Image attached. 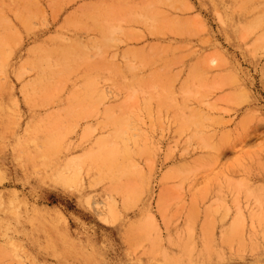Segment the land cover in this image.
<instances>
[{
  "label": "rangeland",
  "instance_id": "rangeland-1",
  "mask_svg": "<svg viewBox=\"0 0 264 264\" xmlns=\"http://www.w3.org/2000/svg\"><path fill=\"white\" fill-rule=\"evenodd\" d=\"M97 1L126 28L90 61L137 67L125 88L100 80L97 106L28 104L17 76L93 0H33L31 31L0 56V264H264V0ZM31 128L50 136L21 147ZM123 147L132 177L93 183L96 157Z\"/></svg>",
  "mask_w": 264,
  "mask_h": 264
},
{
  "label": "bare ground",
  "instance_id": "bare-ground-1",
  "mask_svg": "<svg viewBox=\"0 0 264 264\" xmlns=\"http://www.w3.org/2000/svg\"><path fill=\"white\" fill-rule=\"evenodd\" d=\"M168 4L170 5V3ZM109 9H110V14L108 13L105 7H102V8L99 7V3L97 0H93V2L89 4L87 8L84 9L81 13H77L74 16L67 18V20L64 22L62 26V30L66 29L65 31L67 32L65 33L71 34L70 38L67 39V42H65L66 40L64 41V39L67 38V34L60 33L59 35L54 36L55 38L52 40L53 43L41 44L33 48V50L29 52L30 53L29 57L25 60L23 65L20 66V68L18 69V73H17L18 78L23 82V90L25 93V99L28 104H30L32 101L34 102L39 101L38 103L40 104L53 103L55 99L53 95H56L57 96L56 100L58 102L63 101V100H69L70 103H77V102L80 103L82 101V103L83 102L88 103L86 107L89 105L97 106L99 101L104 100L101 97L104 92L103 91L104 86L103 88L100 86V83H99L100 80L105 81L106 83H108L107 85H111L114 88H117L118 86H120L119 84L122 85V88H125L128 85L136 83V80H137L136 77L131 75L133 73V70L135 68L137 69L136 66L134 67V65H132L133 63L132 64L129 63V65H132V67L134 68H131V66H129L127 63V65L131 69H133V70H129L124 62H121L118 67V66H115L116 64L114 65V62L112 63L103 62L102 60H98V59H97L98 61H93V62L90 61L91 57H96L99 55H101L100 57H102L99 59L105 58L104 56L105 55L108 56V54L111 53L113 49L111 42L116 43L115 41H118L119 43L122 40V39L121 40L117 39L116 37L115 39L114 35L117 36V34H121L125 26L121 22H118L116 20L113 10L111 8ZM6 13L8 14V16H6ZM129 15L130 14H128L127 16L128 19H129ZM136 15L137 13L134 16ZM37 16H38V13L35 9V4H33V0H27V2L23 4V6H15V5L10 4L8 7V12H5L2 9H0V56H2L4 59L8 57L11 44L15 40L18 39V31H17L18 27L19 26L22 27L24 31L29 33L31 31V29L29 28L31 25V20L33 17L35 18ZM138 17H141V16L138 15ZM146 18L144 19L146 20ZM148 18L151 19L153 18V16H150ZM134 19L136 20V17ZM144 22H147V20ZM144 22H141V23L143 24ZM99 26L101 28H99ZM150 27L153 28L152 26ZM96 29L100 31L99 36L91 33V31L96 30ZM83 30L87 32L88 38L86 40L81 39L80 32ZM122 35H123V32H122ZM116 50L117 49H115V51ZM144 53H145V49H144ZM130 54H131L130 56H132L133 54H134L133 56L138 55L137 52H130ZM116 55L117 53H115L113 57L116 58L115 57ZM111 56L112 55L109 56L110 57L109 61L111 59H114ZM126 59L128 58H125V60ZM107 60L108 59H106V61ZM145 73H144V76H145ZM69 86H70V91L68 92L69 94L67 95L66 89L69 88ZM138 89H140V87ZM132 92H134L132 93V96L137 94V90H133ZM50 93H53V95H51ZM64 93L67 95L66 99H63ZM128 96L130 97L131 95H128ZM126 100L128 101V103H130L128 99ZM127 101H123L124 106ZM187 123H185V125H187ZM31 133L33 135L38 134V136L36 137H39L38 139H40L41 142H43V140L45 139V138L43 139V136H47V137L50 136L49 134L43 135V129L41 128H38V129L31 128L30 134L28 135L26 140L21 142L22 143L20 144L21 147L22 146H24V148L35 147L34 146L35 136H33ZM125 133L127 135L126 131H123L121 135H124ZM60 135H63V134H60ZM47 137L45 141L47 144H49V147H48L49 150L47 149L46 151V154L48 155V159L52 160V158H55V157L60 158L59 156V154H61V144L59 143L60 139L58 141L57 136L55 137L53 136L52 139L50 138L47 139ZM93 150L95 149L93 148ZM134 155H136L135 152H131L129 149H126L125 147H123L118 156L96 157L95 161L97 162V164L99 165V168L104 173L98 178H96L95 176L91 177L92 182L95 183L97 181H106L110 178V175L112 173H116L121 176L132 177L131 158ZM47 163L51 171L54 172L55 177L52 176V178H55L56 180H58L59 183L60 182L63 183V185L64 184L68 185L69 181L67 177L60 178V176H58L59 175L58 167L56 165L50 166V161H48ZM133 170L136 171V167H134ZM89 172H91V170H89ZM79 175L80 174L75 175L73 176V178L78 179Z\"/></svg>",
  "mask_w": 264,
  "mask_h": 264
}]
</instances>
